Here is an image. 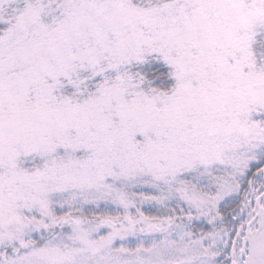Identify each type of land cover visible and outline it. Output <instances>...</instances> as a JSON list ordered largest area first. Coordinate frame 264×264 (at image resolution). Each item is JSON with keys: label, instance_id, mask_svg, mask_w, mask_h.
I'll return each mask as SVG.
<instances>
[{"label": "snow or ice", "instance_id": "1", "mask_svg": "<svg viewBox=\"0 0 264 264\" xmlns=\"http://www.w3.org/2000/svg\"><path fill=\"white\" fill-rule=\"evenodd\" d=\"M0 264H264V0H0Z\"/></svg>", "mask_w": 264, "mask_h": 264}]
</instances>
